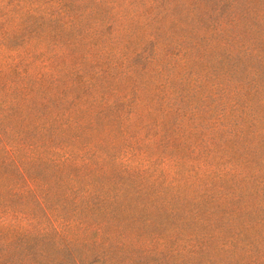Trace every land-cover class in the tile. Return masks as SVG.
<instances>
[{
    "label": "rangeland",
    "instance_id": "374dc122",
    "mask_svg": "<svg viewBox=\"0 0 264 264\" xmlns=\"http://www.w3.org/2000/svg\"><path fill=\"white\" fill-rule=\"evenodd\" d=\"M64 2L72 3L57 24L31 28L38 44L30 49L42 50L46 57L58 55V78L69 79L68 72L80 66L95 85L87 90L74 87L62 99L58 89L50 87L51 97L45 101L70 102L79 96L87 103L102 98L134 102L138 90L140 102L151 112L130 127L122 121L120 126L127 127L123 134L117 127V133L104 137L79 131L53 137L73 143L77 151L86 146L104 156L103 177L86 176L93 191L114 194L128 187L132 200L126 211L108 219L110 223L98 214L75 212L62 203V195L48 201L54 213L64 221L107 222L112 246L125 238L126 247L112 251L110 264H264V0ZM70 18H77L78 30L69 32L62 25ZM147 38L161 51V73L143 78L144 83L117 82L119 71L111 62L139 50ZM87 57L108 68V80L96 75L89 60L83 61ZM32 102H40V97ZM170 102H183L179 105L184 115H167ZM191 103L198 111L191 113ZM13 126L16 134L24 130ZM116 156L123 167L113 164ZM37 173L45 186L54 188L59 182L61 193H67L70 167L62 172L38 168ZM78 174L85 177L86 172ZM132 188L142 194L134 195ZM31 213L42 217L35 208ZM70 234L80 236L81 231L75 228ZM80 237L92 243V236ZM53 241L48 256L66 255L56 253L57 239ZM195 244L205 251L190 258L186 248ZM76 247V256L85 264H102L101 248ZM24 259L12 251L0 256V261L14 263Z\"/></svg>",
    "mask_w": 264,
    "mask_h": 264
},
{
    "label": "trees",
    "instance_id": "16d2710c",
    "mask_svg": "<svg viewBox=\"0 0 264 264\" xmlns=\"http://www.w3.org/2000/svg\"><path fill=\"white\" fill-rule=\"evenodd\" d=\"M71 3L64 0H0V256L4 257L12 251L27 258L15 263L1 260L0 264H85L76 256V246L101 248L102 264H110L112 251L126 247L123 237L118 246L110 244L112 236L106 232L109 226L107 222L90 225L86 220L78 223L64 221L48 205L49 199L62 195L63 204L71 205L75 212L87 216L98 214L108 220L126 211L132 201L130 194L128 196L126 193L128 187H122L114 194L91 189L89 178L96 175L103 177L107 172L104 156L86 146L77 151L73 143L53 137H66L71 131L86 132L89 137L95 134L104 137L118 130L123 134L127 127L120 126L122 121H126L130 127L151 112L148 107L145 108V102H140L138 90L133 94L134 102H109L102 98L101 102L87 103L82 102L79 96L70 102L45 101L46 96L51 97L50 87L58 89L56 94L62 99L74 87L82 86L87 90L95 85L94 77L85 75L80 66L68 72L69 79L58 78V55L46 57L42 50L33 52L30 49L38 44L37 34L31 28L43 27L46 22L57 24L58 16L63 17ZM76 19L70 18L62 25L69 32L78 30ZM80 19L86 20L85 16ZM112 30L118 32L115 26ZM150 47V55L143 64H139ZM160 56L157 42L147 38L139 50L118 62H111L110 67L119 71L117 82L124 80L127 86L137 81L144 83L143 78L161 73ZM66 58L62 56L63 60ZM88 60V57L83 58L84 62ZM89 62L97 69L99 78L108 80L107 67L104 69V65L98 61ZM12 95L19 98L12 99ZM34 96H39L40 102H32ZM126 99L123 98V101ZM180 103L183 102H170L165 113L183 116L184 110ZM190 105L191 113L198 111L195 104ZM13 125L29 130L27 134L32 133V136L26 138L24 130L16 134ZM119 162H122L120 157L113 158L114 165L117 163L119 166ZM66 167L72 170L71 185L66 194L59 190V182L54 188L45 186L37 173L38 168L62 172ZM81 170L86 172L85 177L78 174ZM109 184H112L110 179ZM132 189L135 190L134 195L142 194L139 188ZM27 206L40 211L42 219L31 213ZM75 228L80 229L81 235L92 236V243L82 239L81 235H71L70 232ZM53 238L57 239L54 245L56 253L66 255L55 259L48 256L47 246L55 243ZM204 251V246L195 244L188 246L185 252L192 258ZM40 259H45V262H39ZM95 263L92 260L88 264Z\"/></svg>",
    "mask_w": 264,
    "mask_h": 264
}]
</instances>
